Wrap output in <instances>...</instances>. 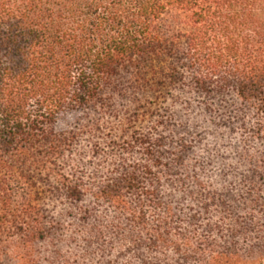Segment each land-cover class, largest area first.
<instances>
[{"label":"rangeland","instance_id":"374dc122","mask_svg":"<svg viewBox=\"0 0 264 264\" xmlns=\"http://www.w3.org/2000/svg\"><path fill=\"white\" fill-rule=\"evenodd\" d=\"M133 74L58 121L56 172H32L44 238L2 237L0 264H264V139L247 132L251 113L232 93ZM131 171L139 186L122 194L139 223L101 193Z\"/></svg>","mask_w":264,"mask_h":264},{"label":"trees","instance_id":"16d2710c","mask_svg":"<svg viewBox=\"0 0 264 264\" xmlns=\"http://www.w3.org/2000/svg\"><path fill=\"white\" fill-rule=\"evenodd\" d=\"M121 71L232 93L251 113L247 132L264 139V0H0L1 240L29 248L44 238L32 172L49 177L65 141L58 121L100 102ZM139 183L131 171L101 192L138 223L122 193Z\"/></svg>","mask_w":264,"mask_h":264}]
</instances>
